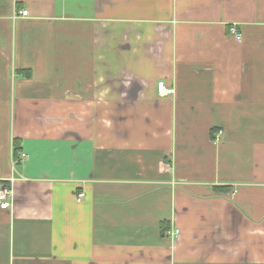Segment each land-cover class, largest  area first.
Segmentation results:
<instances>
[{
  "label": "crops",
  "instance_id": "crops-1",
  "mask_svg": "<svg viewBox=\"0 0 264 264\" xmlns=\"http://www.w3.org/2000/svg\"><path fill=\"white\" fill-rule=\"evenodd\" d=\"M1 184L0 264H264V0H0Z\"/></svg>",
  "mask_w": 264,
  "mask_h": 264
},
{
  "label": "built area",
  "instance_id": "built-area-1",
  "mask_svg": "<svg viewBox=\"0 0 264 264\" xmlns=\"http://www.w3.org/2000/svg\"><path fill=\"white\" fill-rule=\"evenodd\" d=\"M21 15L26 16L27 11H23ZM230 33L234 35L236 38H240V34L234 28L230 29ZM157 92L162 96H169L172 94L173 91L170 89H167L166 86L163 85V83H159L157 85ZM221 135H222V132H219L217 134L216 140H218ZM10 196H11L10 188L6 184H1L0 185V209L1 210H6L10 208L11 206V203L9 201Z\"/></svg>",
  "mask_w": 264,
  "mask_h": 264
},
{
  "label": "trees",
  "instance_id": "trees-1",
  "mask_svg": "<svg viewBox=\"0 0 264 264\" xmlns=\"http://www.w3.org/2000/svg\"><path fill=\"white\" fill-rule=\"evenodd\" d=\"M214 135H213V139H214ZM12 150H13V161H15L16 163H19L20 153H22L19 139H13Z\"/></svg>",
  "mask_w": 264,
  "mask_h": 264
},
{
  "label": "bare ground",
  "instance_id": "bare-ground-1",
  "mask_svg": "<svg viewBox=\"0 0 264 264\" xmlns=\"http://www.w3.org/2000/svg\"><path fill=\"white\" fill-rule=\"evenodd\" d=\"M23 11H27V10H22L21 12H19V14H20V16H22L21 15V13L23 12ZM27 14H28V12H27ZM27 16V15H26ZM23 17H25V16H23ZM233 28V27H232ZM231 29V28H230ZM236 31H237V29L236 28H234ZM238 32V31H237ZM229 33H230V30H229ZM239 33V32H238ZM231 34V33H230ZM240 34V33H239ZM162 83V82H161ZM159 84V83H158ZM157 84V85H158ZM163 85H164V83H163ZM165 86V85H164ZM168 89V88H167ZM171 90V89H170ZM173 91V90H172ZM173 93V92H172ZM219 132H221V131H218L217 133H216V136H215V138H214V140L215 141H219L220 139H221V137H222V135L219 137V139L218 140H216V137H217V134L219 133ZM22 153H20V157H19V163H21L23 160H24V157H22ZM7 185V184H6ZM8 186V185H7ZM9 188H10V186H8ZM10 190H11V188H10ZM9 201H10V198H9ZM11 203V202H10ZM178 233H179V231L178 230H176V232L174 233V234H176V236H178Z\"/></svg>",
  "mask_w": 264,
  "mask_h": 264
}]
</instances>
